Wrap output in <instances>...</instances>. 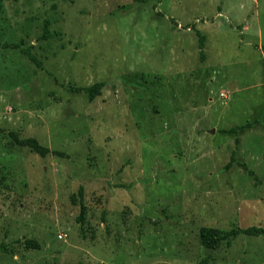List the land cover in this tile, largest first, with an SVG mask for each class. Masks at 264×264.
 I'll list each match as a JSON object with an SVG mask.
<instances>
[{"label":"rangeland","instance_id":"rangeland-1","mask_svg":"<svg viewBox=\"0 0 264 264\" xmlns=\"http://www.w3.org/2000/svg\"><path fill=\"white\" fill-rule=\"evenodd\" d=\"M263 45L264 0H4L0 264H264V236L198 239L264 228ZM96 82L93 100L67 90Z\"/></svg>","mask_w":264,"mask_h":264},{"label":"trees","instance_id":"trees-1","mask_svg":"<svg viewBox=\"0 0 264 264\" xmlns=\"http://www.w3.org/2000/svg\"><path fill=\"white\" fill-rule=\"evenodd\" d=\"M136 3L144 4L148 1L152 0H134ZM3 2L4 0H0V12L3 9ZM47 22L44 23L43 33L41 35V39H47L50 37V33L47 29ZM196 36L198 37V49H199V58L201 61H204L205 56L203 54V48H204V41L205 37L200 34L199 31L195 32ZM2 47L4 48H12V49H20L21 44H2ZM262 49H264V45L262 46ZM21 52L38 68L41 67L40 62L36 58L34 54L31 53L30 47H25L21 49ZM106 86L105 82H96L90 86H68L67 90L70 93H82L87 96L89 100H93L95 97L100 96L102 89ZM244 126H237L234 128L226 129L224 130L227 134H235L237 131L243 129ZM245 127H248V124L245 125ZM11 138L13 141L18 145L20 148H25L31 151L34 154L39 155L40 157H46L48 155H56L64 157V154H62L59 151L56 150H50L48 147L43 146L40 144L35 138L33 137H27L23 139H19L16 137V135L10 133ZM236 148L232 151L230 155V161L225 166V169H229L230 166L234 163H236V149L238 140H235ZM239 167H241L244 171H247L248 175L254 176V173L251 170H248L247 166L242 163H237ZM84 194H83V188L80 186L78 188V191L75 194H72L70 196V200L73 204H77L79 206V215L76 218V221L80 224H83L85 221V205L83 200ZM239 235H246V236H264V228L257 227V226H249L246 228H240V227H233L229 230H222L218 228L213 227H201L198 231V239L200 245L208 250H216L218 249L223 243L226 244V246H230L233 242V240L239 236ZM24 245L27 248L32 249H38L39 244L34 240H25ZM0 251L7 252L8 248L5 244H0ZM208 259H203L199 264H208Z\"/></svg>","mask_w":264,"mask_h":264},{"label":"built area","instance_id":"built-area-1","mask_svg":"<svg viewBox=\"0 0 264 264\" xmlns=\"http://www.w3.org/2000/svg\"><path fill=\"white\" fill-rule=\"evenodd\" d=\"M60 238H62V236H59Z\"/></svg>","mask_w":264,"mask_h":264}]
</instances>
